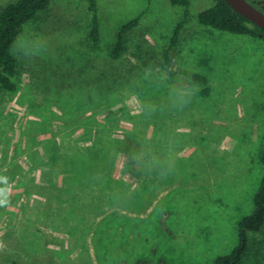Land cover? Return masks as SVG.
I'll return each mask as SVG.
<instances>
[{"label": "rangeland", "instance_id": "rangeland-1", "mask_svg": "<svg viewBox=\"0 0 264 264\" xmlns=\"http://www.w3.org/2000/svg\"><path fill=\"white\" fill-rule=\"evenodd\" d=\"M214 2L191 0L167 66L183 13L168 0H98L96 42L87 0L24 26L0 91V264H214L232 249L264 175V40L198 24ZM248 236L240 264H264V224Z\"/></svg>", "mask_w": 264, "mask_h": 264}, {"label": "trees", "instance_id": "trees-1", "mask_svg": "<svg viewBox=\"0 0 264 264\" xmlns=\"http://www.w3.org/2000/svg\"><path fill=\"white\" fill-rule=\"evenodd\" d=\"M50 1L13 0L0 7V91H13L15 89L13 78L17 71L18 60L13 53V44L19 35L22 34L24 26L36 18L40 12L46 10ZM168 1L171 5L182 6L183 13L172 29L167 45L162 50V63L165 66L171 63L181 31L187 24L191 5V0ZM146 9L147 6L137 16L119 26L110 52L112 57H117L121 54L127 33L139 25ZM87 10L90 15V38L93 42H96L99 36L98 0H87ZM196 19L198 24L221 32L264 40V29L238 13L225 0H215L211 6L199 11ZM259 159L264 162V146ZM95 160L92 157L90 161L94 163ZM252 202L251 212L237 221V240L235 245L229 252L217 256L214 264H240L248 248L249 233L259 231L264 224V175L253 195ZM133 264H149V262L146 259H137ZM156 264H162V258Z\"/></svg>", "mask_w": 264, "mask_h": 264}, {"label": "water", "instance_id": "water-1", "mask_svg": "<svg viewBox=\"0 0 264 264\" xmlns=\"http://www.w3.org/2000/svg\"><path fill=\"white\" fill-rule=\"evenodd\" d=\"M234 10L264 29V13L247 0H225Z\"/></svg>", "mask_w": 264, "mask_h": 264}, {"label": "clouds", "instance_id": "clouds-1", "mask_svg": "<svg viewBox=\"0 0 264 264\" xmlns=\"http://www.w3.org/2000/svg\"><path fill=\"white\" fill-rule=\"evenodd\" d=\"M0 180H2L4 183H7V179L6 178H0ZM4 189H0V193H3ZM8 203L7 198L5 197L4 199H0V206H5Z\"/></svg>", "mask_w": 264, "mask_h": 264}]
</instances>
